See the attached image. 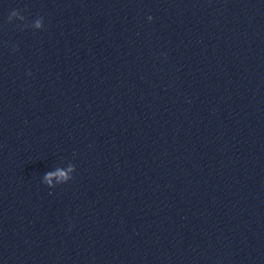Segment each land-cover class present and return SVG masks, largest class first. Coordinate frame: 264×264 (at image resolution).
Masks as SVG:
<instances>
[{
  "label": "clouds",
  "instance_id": "clouds-1",
  "mask_svg": "<svg viewBox=\"0 0 264 264\" xmlns=\"http://www.w3.org/2000/svg\"><path fill=\"white\" fill-rule=\"evenodd\" d=\"M14 17L19 18V20L23 21L25 20V17L23 15H21L20 10H12V12L10 13L9 17H8V21L11 22L13 20ZM149 19H151V17H149ZM36 26L39 27V21H37ZM51 175V174H49ZM61 176H64L65 174L63 172L60 173Z\"/></svg>",
  "mask_w": 264,
  "mask_h": 264
}]
</instances>
